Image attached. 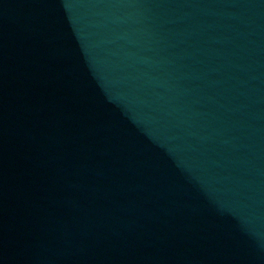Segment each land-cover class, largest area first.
<instances>
[{
	"label": "water",
	"instance_id": "95a60500",
	"mask_svg": "<svg viewBox=\"0 0 264 264\" xmlns=\"http://www.w3.org/2000/svg\"><path fill=\"white\" fill-rule=\"evenodd\" d=\"M0 264H264V0H0Z\"/></svg>",
	"mask_w": 264,
	"mask_h": 264
}]
</instances>
